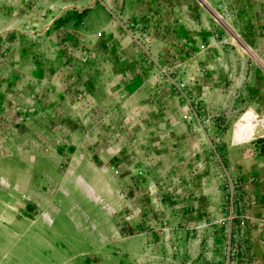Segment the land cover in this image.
I'll return each instance as SVG.
<instances>
[{
  "label": "crops",
  "instance_id": "1",
  "mask_svg": "<svg viewBox=\"0 0 264 264\" xmlns=\"http://www.w3.org/2000/svg\"><path fill=\"white\" fill-rule=\"evenodd\" d=\"M54 1L0 0V160L25 163L14 182L28 171L34 203H117L145 189L148 147L175 145L205 160L203 203L215 176L238 181V261L264 264V0ZM63 161H79L100 201L69 186Z\"/></svg>",
  "mask_w": 264,
  "mask_h": 264
},
{
  "label": "rangeland",
  "instance_id": "2",
  "mask_svg": "<svg viewBox=\"0 0 264 264\" xmlns=\"http://www.w3.org/2000/svg\"><path fill=\"white\" fill-rule=\"evenodd\" d=\"M258 52L264 58V49ZM188 116L190 123L193 118ZM227 130L235 141L236 125ZM216 145L213 141L207 148L214 151ZM173 148L148 147L143 163L145 189L140 191L134 184L136 190L113 193L117 203L111 198L88 202L79 192L64 193L68 203H34L28 171L22 175L25 163L21 161L17 170L16 161L0 160V172L5 174L0 175V264H226L228 255L239 264L241 231L247 224L241 229L238 218L228 227L220 223L229 206L226 177L223 182L213 178L212 192L207 194L211 203H203V176L197 172L205 170V160L195 163L187 154L180 159ZM38 163L44 165V161ZM212 163L213 168L219 164L217 160ZM78 168L79 161H63L58 173L61 170L69 186L76 185ZM18 171L22 174L14 182ZM20 179L26 181L18 190ZM44 189L37 191V201ZM194 192L200 195L191 203ZM44 213L51 223L43 218Z\"/></svg>",
  "mask_w": 264,
  "mask_h": 264
},
{
  "label": "built area",
  "instance_id": "3",
  "mask_svg": "<svg viewBox=\"0 0 264 264\" xmlns=\"http://www.w3.org/2000/svg\"><path fill=\"white\" fill-rule=\"evenodd\" d=\"M161 71L164 72L163 69ZM174 85L179 91H181L184 87L183 83H174ZM195 115V107H193L189 113L188 119L190 120L191 118H194ZM226 188V199L227 203H229V206L225 208V216L220 219V223L225 227H228L229 224L234 221V219L238 218V227L243 229L247 224V221H249V216L246 212L242 211L239 206L240 198L238 181L233 176L227 175ZM262 234L264 235V229L262 230ZM226 264H234V262L231 261V258L229 259V255L227 256Z\"/></svg>",
  "mask_w": 264,
  "mask_h": 264
},
{
  "label": "bare ground",
  "instance_id": "4",
  "mask_svg": "<svg viewBox=\"0 0 264 264\" xmlns=\"http://www.w3.org/2000/svg\"><path fill=\"white\" fill-rule=\"evenodd\" d=\"M76 182L82 186L90 195L94 196V192L92 190V188L87 185L86 183H84V179L82 177H76ZM95 199H99L97 196L95 197ZM43 218L48 222V223H51L52 222V219L51 217L49 216L48 213H44L43 214Z\"/></svg>",
  "mask_w": 264,
  "mask_h": 264
}]
</instances>
